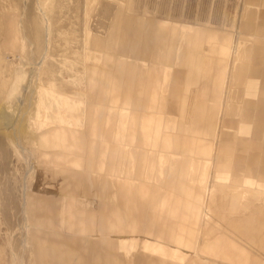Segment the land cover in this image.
<instances>
[{
    "label": "rangeland",
    "instance_id": "1",
    "mask_svg": "<svg viewBox=\"0 0 264 264\" xmlns=\"http://www.w3.org/2000/svg\"><path fill=\"white\" fill-rule=\"evenodd\" d=\"M245 11L244 0H0V264H233L228 262L226 256H222V250L227 251L229 244L236 245L238 250L230 260L235 259L237 264H264V178H260L264 175V134L261 135L264 126L257 128L251 123L248 124L251 125L246 130V134L251 130L250 137H247L249 139H236L233 142L232 156L241 155V163L236 162V157H230V170L221 171L214 160L221 153L227 155L222 146V134H231L232 131L235 133V130L221 126L229 93L234 96L242 91L244 97L246 95L254 98L256 102H259L258 98H264L262 65L249 64L245 71L237 69L244 78L239 92L237 87L232 88L223 83L229 64L227 54L233 40L237 43L239 40V43L246 40L250 50L262 43L264 49V38L256 35V32H243L246 24ZM158 27L166 30L167 34H157ZM213 33L218 35V42L214 40L211 45L208 40ZM189 34H195V39L190 41L194 43L188 48L185 40ZM157 36L161 38L163 45L166 42L168 45L172 38L175 46L171 56L172 63H169L170 56L166 62L165 50L162 51L165 54L157 52L151 55L150 48L157 46ZM199 36L202 41L197 39ZM137 45L138 50L139 47L142 49V55L135 50ZM217 45L220 46V53L216 49H210ZM209 59L214 62L215 72H219L221 76L218 94L211 98H202L199 91L198 98H193L194 94L190 93L188 98H180L178 103L180 105L182 101L183 108L186 100L188 124L193 113V133L198 128L201 130L204 125L200 119L194 118L198 106L202 108L203 105H208L213 108L214 113L211 123L213 130H210L208 136L192 138L189 145L185 143L191 148L194 139L198 140L200 151L208 156L211 152L212 159V163L209 162L206 167L207 181L200 184V190L204 191L198 203V207L202 209V220L192 251L181 252L149 243L147 230L137 231V226L131 223L132 218L129 217L133 212L135 189L116 179L108 180L106 176H91L93 211H99V206L104 202L100 193L95 190V186L103 182L105 196L108 195L109 188L120 194L119 202L112 201L111 206L107 205L108 210L105 213L119 212L121 225L116 226L115 218L111 217L114 223L105 232L101 222L93 219V232L87 237L80 233V225L74 227L76 225L70 222L59 226L57 224L53 233L57 245L43 242L42 250H49L48 253L56 254L58 259L54 260L52 256L39 258L33 239H36V234L39 236V231L48 234L53 230L39 229L26 205L42 194L49 198L56 197L59 200L56 207L62 208L66 205L69 199L66 196L71 190L68 182H63L64 177L53 176L55 169L50 173V166L45 167L48 160L45 156H52L49 154L53 152L51 146H45L46 141L52 144L55 138L54 143L58 142V138H61V142L70 139L67 129L71 124L62 117L61 112H70L73 103L63 100L62 96L73 99L81 109L101 112L104 126L108 117V104L118 107L121 98L107 100L105 105L96 107L94 98L92 100L88 97V89L94 90L93 94L104 97L110 81V86L116 83L115 75L117 78L121 77L119 86L122 87L123 98H126L122 108L125 112L118 111L120 125L118 132L114 130V139L121 141L120 133L123 131V124L127 122V107L130 105L127 99L131 92L139 85L140 90L137 92L142 94L141 88L148 81V77L157 76L159 80L162 73L169 72L167 67L165 69L162 65H156V62H164L175 69L173 75L164 74L162 78L168 82L171 96H176L179 85L185 91L191 85H196L198 77L192 73V69L197 68V61ZM232 60L234 63L236 55ZM251 70L257 72L253 80L250 78ZM100 74L104 76H99ZM99 81L103 82L105 91L97 89ZM206 82L204 79V85H207ZM149 84L153 87L155 85L153 80ZM162 84L163 82L155 86L160 97L164 94ZM217 89L216 86L214 91ZM148 99L152 106L148 108L150 110L154 108L155 98ZM164 100L166 102V98ZM55 101L57 104L53 105ZM139 109L142 110V106ZM41 112L45 120L43 122L39 121ZM179 112L183 117L182 110ZM171 118V112L166 109L163 119L167 121ZM120 119H124V122ZM173 121L179 122L178 118ZM142 123L140 122L141 126ZM109 124L113 125L111 121ZM48 125H54L56 129L39 135V130ZM88 126L84 125L82 128L89 130ZM216 128L218 131L214 133ZM80 133L81 137L84 135L81 140L84 146L88 144V139L95 141L85 136L88 132ZM156 133L157 128L153 133L155 138ZM242 136L241 138L244 137ZM176 138L181 140L180 136ZM73 139L76 141L75 136ZM208 140L212 143L211 151L202 146ZM150 142L155 145L157 140L151 139ZM158 150L161 155L167 154L176 160L183 157L190 160V167L184 171L189 169L191 174L182 182L199 181L205 156L192 155L182 150L180 153ZM55 152L58 155L61 153L60 150ZM99 152L107 155L99 164L111 175L109 168L116 164L114 159L118 146H103ZM123 156L125 166H133L136 152L129 149ZM142 158L144 161L148 160L147 152L142 154ZM88 159L91 161L88 172L90 175L94 158L87 157L85 165ZM95 166H99L98 160ZM57 168L63 171L67 167L61 163ZM236 168L239 171L240 168L248 171L247 175L242 173L239 177L243 180L240 183H234L232 171ZM71 170L78 172L79 169ZM113 175L118 180L127 181L135 188L143 190V194H138L143 196L140 198L141 204L153 200L147 197V191H171L168 186L170 179L158 174L151 181L138 176L124 178L122 175ZM180 177L182 176H178ZM81 189L77 190L79 194ZM111 227L114 228L111 230ZM64 239L88 240L91 245L88 248L84 247L83 242L80 246L77 243H67ZM216 246L221 250L219 258L212 256V249ZM60 250L64 251L58 253ZM66 250L72 251L71 254ZM77 251L80 256L75 254Z\"/></svg>",
    "mask_w": 264,
    "mask_h": 264
},
{
    "label": "crops",
    "instance_id": "2",
    "mask_svg": "<svg viewBox=\"0 0 264 264\" xmlns=\"http://www.w3.org/2000/svg\"><path fill=\"white\" fill-rule=\"evenodd\" d=\"M244 9L246 10L245 11L246 14H244L245 15L244 20L246 24L243 26V32H247V33L256 32V35H259V37L264 38V28H263L264 25L261 24L264 23V0H244ZM166 32L167 31L163 30L161 27H158L157 29V34L162 33L163 35H165L167 34ZM160 39H161L160 37L156 38L157 46H155V48L151 47L150 53L151 55L152 53L156 54L157 52L158 54H165L162 52L165 50L166 62L168 61V56H170L169 63H172L171 56L173 53V49L175 48L172 38L171 41L168 43V45L167 42L166 44L163 45ZM193 39H195V34H189L187 40H185V45L188 48L189 45L194 43V42L190 43V41H193ZM197 39L202 41L201 36L197 37ZM214 40H217L218 42V35H216V33L212 34V36L208 40L209 41L208 43L211 44L212 42L213 44ZM243 42L244 43L242 49L240 50L237 48L240 51H237L236 49L235 53L229 52L230 54L229 53L227 54L228 55L227 58L229 59V64L227 65V74L225 78L226 80L224 79L225 81L223 82L225 83V85L229 87L230 86L232 88L237 87L238 92L240 90V87L243 86V82H244L243 74L238 73V70L241 71L247 70L246 66L249 64L255 66L262 65V67L264 66V58H263L264 52H262V50L264 49H262V43L258 44L254 49L250 50L248 46L249 42H246V40ZM158 45L160 46L158 47ZM136 49L137 51H139V55H142V49L139 47L138 50V45L137 47H135V50ZM210 49H214V50L216 49V51L220 53L219 45L211 46ZM235 55H236V60L233 63V60L231 61V58L233 59ZM197 62H198L196 63L197 68L195 70L192 69V73H194L196 77H198V80L196 81V85H191L187 91L183 89L184 87H181V85H179L176 96H171L169 84L167 81H165L162 78L164 74H169V76L173 75L175 69H173V67H170L169 65H165L166 63L164 62H159V63L156 62V65H162V67H165V69L167 67L169 72L166 71L165 73H162L161 78L159 80L157 79V76H155V78L148 77V81L145 82V84L141 88L142 94L139 95V93L137 92L138 90H140L139 85H136L137 89L134 88V91L131 92V95L127 99L130 103V105L127 107V117H126L127 122L126 124L125 123L123 124V131L121 132L122 129L119 130V133L121 132L120 135L122 137L121 141L114 139L115 138L114 130L116 129L118 132V125H120V122L118 124V116H119L118 111H122V108L124 107L123 103L126 100V98H123L124 93L122 91V87L119 86L121 77L117 78V75H115L114 79H116V83L114 84V86H110L112 84V82L110 81V83L108 84L109 88L107 94L104 97L101 96L99 97L98 95L93 94L94 90L91 91L88 89L87 92L88 97L92 98V100L94 98V105L96 107L105 105V102L107 100H114L117 98H121L120 106L118 107H116L115 105L108 104V108H107L108 117L106 119V123H104V126H102L103 119L101 112H95V111L90 112V110L86 108L81 109L80 105H78L75 101H73V99L62 96L63 100H67L73 103V109L70 112L66 110L61 112L62 117L64 119L65 118L68 119V122H70L68 124H71V126H69L67 129L69 130L70 139L61 142V138H58V142L55 143L54 141L56 138L53 139V143L50 144L53 152L49 154L52 156H48V155L45 156L48 157L45 167L50 166L49 169L50 173H52V170L54 169L61 171V169L57 168V166L58 164L61 165L62 163L67 167L66 168L67 170L66 169L63 170L64 173L66 174V177L70 175L78 176L80 175L79 174L80 172H85L84 171L85 166H87V172H89V170L91 169L90 159H88L87 165H85L87 157L90 158L91 156V158H94V162L92 163L93 167L90 172V175L88 173V177L90 180V201H89L90 219H88L87 221L88 222L87 237L92 235L93 219H96L99 222H101L103 230L105 232L108 230V226H110L111 223H114L112 222L111 217L115 218L116 226L121 225V223H119L121 222L119 212L117 213L112 212V214H110V212L109 214L105 213L108 210L107 205L111 206L112 201L116 200V202H119L118 199L120 198V194L115 193L113 189L109 188L108 195L105 196L106 190H105V185H103V182L98 183L95 186V190L98 193H100L104 202L101 204V206H99L100 209L99 211H95V212L93 211V205L91 202L93 181L91 176L94 178L107 177L108 180L116 179L117 181L121 182V184L123 183H124L123 185H125V183L129 184L135 189V193L133 197V206H132L133 212L132 215H130L129 217L132 218L131 223L137 226V228L135 226L137 231L143 229L147 230L148 233L146 235L149 237L150 240L149 243H155L161 246L171 247L173 250L181 251V252L183 251L187 253L191 252L192 249L194 248L196 244L195 242L196 236L198 235V230L199 227L201 226V220H202L201 219L202 209L201 207H198V203L201 193H203L204 191L200 190V184L205 183V180L207 181V179H205L206 167H208L209 162L212 163L211 162L212 159H211V152L210 155L208 156L200 151V142H197L198 140L194 139V142L191 144V148L188 145L189 142L193 140L192 138H196V137L204 138L208 136L210 130L212 129L211 123L214 117V113H213V108L208 105L207 106L203 105L202 108L198 106L194 118L195 120L200 119V121H202V123L205 126L202 125L201 130H199L198 128L199 126H198L197 127L198 129L195 130L194 132L195 135H194V133L192 132L193 113L191 114L190 124H188L186 122V119L188 118L186 100L183 108H182L183 102L181 101L180 105L178 103L181 100L180 98H188V94L190 93L194 94L193 98H198L199 91H201L202 98H211L216 94H218L219 92L218 90L221 88L220 87L221 76L219 72H215L216 67L214 65V62L211 59L203 62H199V61ZM229 69L231 70V72H228ZM205 75L206 77L204 78ZM99 76H104V74L103 75L100 74ZM111 76L112 75L110 73V77ZM256 76H257V72L251 70L250 71L251 80H253ZM137 78H139V76ZM204 79L207 81L206 82L207 85H204ZM152 80H153V84L155 83L154 87L152 84H149L150 82H152ZM161 82H163L162 84L163 93H164L163 97H160V94L159 92H157L155 87L157 84ZM88 85H89V80L87 86ZM216 86L218 89L217 91H214V88ZM98 88H100V91H105V86L103 82L99 81V87L97 85V89ZM241 93L242 91L234 96H231V94L229 93L228 98H226V108H224V115H222L223 123L221 126L229 130H235V133L234 131H232L231 134H226V133L224 135L222 134V138H223L222 146L227 155L221 153L218 155L219 158L214 159L218 163V170L221 171H227L230 170L231 168L230 157L231 158L234 157L232 156L233 152L231 151L233 149V142L236 141V139H240V140L249 139L247 137L248 135L250 137L251 130L249 134H246V130L248 127L251 128V125L248 124L251 123L252 125H254V127L257 128L264 126V98H258L259 102H256L254 98H248L246 95L244 97L243 94ZM151 97L155 98L153 102L154 108L149 110L148 108L149 107L152 108V106H150L148 98ZM165 98H166V102L164 100ZM161 102L163 103L160 105ZM55 104H57V101H55L54 105ZM140 106H142V110L139 109ZM166 109L169 112H171V115L173 116V118L167 121L163 119V115L166 112ZM180 110H182L183 117L180 115L179 112ZM193 110L194 108L192 109V112ZM76 113H78L79 115H77ZM175 118H178L179 122H175V121L172 122V120ZM121 120H123L124 122V119H120V121ZM39 121L40 122L45 121L43 118V112L39 114ZM110 121L111 124L113 123V125L109 124ZM140 122H143L142 126L140 125ZM245 123H247V125L243 126L242 124ZM84 125H89L88 127H90V129L86 130L82 128L84 127ZM97 125L100 126L97 127ZM156 128H157V133L155 138L153 133L154 130H156ZM53 129H56L54 125L53 126L48 125L45 128H41L39 130V135L45 133L48 134ZM216 129L214 130V133L218 131V129L217 130ZM61 131L59 132V134H61ZM80 132L83 133L85 132V134L88 132L85 136H87L88 138H93L95 139V141L88 139L89 140L88 144L84 146V144H81V140L84 135L81 137ZM105 133L107 135H105ZM262 134H264L263 131H261V135ZM73 136L76 137V141H74ZM176 136L177 137L180 136L181 140H177L178 138H176ZM241 136L243 138H241ZM151 139L157 140V143L153 145L150 142ZM185 143H188V145L186 146ZM112 145L118 146L119 154L117 153L114 159L116 160V164L110 166L109 168V172H111V175H109L108 170H106L104 167L100 166L99 164L100 161H104L107 158V155L101 154L99 150L103 146H112ZM202 146L208 148L211 151L212 143L211 141L208 140L207 142H203ZM74 149H77V151L74 152ZM129 149L136 152V159H134L133 161V166H125V162H124L123 155L127 151H129ZM158 149H161L165 152L176 151L179 153L182 150V151H188V153L192 155L202 154L203 156H205L206 159H204V161L202 162V168H201L202 171L200 172L199 181H195L194 183H189V182L183 183L182 181L185 180L187 176L191 174L189 169L188 171H184V169L190 167L191 161L187 160L184 157L181 160H176L173 159L172 156L170 155L167 154L161 155L160 152H158L159 151ZM56 150L61 151L60 155H58L55 152ZM144 152H147L148 155V160L146 161H144L142 158V154ZM235 157H236V162L238 163L242 162L241 155H237ZM52 158H57L56 160L57 163L52 162L53 161ZM97 160L99 166L96 167L95 165ZM70 168L73 170L79 169L78 170L79 173L73 172ZM247 172L248 171L246 169H242V168H240V171L238 170V168L234 169L232 171L235 179L234 183H240V181H243L239 177L243 174L247 175ZM113 174L122 175L124 178L127 177L135 178L136 176H138L139 178H147L149 181L152 180L153 176L155 178L156 174H158L159 176H163V178L168 177L170 179V181L168 182V186L169 188H171V191H167V192L147 191L146 192L147 197L153 200L150 201L148 200L147 202L145 201L146 203L143 202L141 204L140 198H143V196L142 195L138 196V194H143V190H140L139 188H135L133 184L127 181L124 182L123 180H118V177H116ZM172 175L174 176V178ZM180 175L182 177L178 178V176ZM53 176H61V175H53ZM260 178L263 179L264 175L260 176ZM172 180H177V181H172ZM206 188H208V186ZM107 199H109L108 202ZM191 200H195V201H191ZM96 215H100V216L98 217ZM145 219H147V221H145ZM74 224L76 225L74 227L80 225V230H81L80 233L83 234L82 230L85 227L84 222L81 223L79 219H77V222H74ZM45 228L47 229V227H43V226L40 227V229H45ZM113 228L111 227L110 229L112 230ZM48 236H52V237H48ZM54 236L55 234H52L50 232L48 234L43 233L42 237H40L41 244L43 242L45 243L47 242L48 245H50V243L57 245V242H55V239H53ZM65 241H67V243L70 244L77 243L76 245L80 244V246H82L84 243L85 245L84 247H88V248L91 245L90 241L88 240L84 241L81 239H77V240L66 239ZM47 251L49 252V250ZM66 251L72 252L70 250H66ZM237 252L238 250L236 249V245L229 244L227 251L222 250V256H226V258L229 259L228 262L237 264L235 259L230 260V258H232L233 255L237 254ZM212 253L214 254V255L212 254L213 257L219 258L221 250L218 246H216L215 248L213 247ZM75 254H78L77 256H80L79 251H77Z\"/></svg>",
    "mask_w": 264,
    "mask_h": 264
},
{
    "label": "bare ground",
    "instance_id": "3",
    "mask_svg": "<svg viewBox=\"0 0 264 264\" xmlns=\"http://www.w3.org/2000/svg\"><path fill=\"white\" fill-rule=\"evenodd\" d=\"M234 41V40H233ZM239 43V42H238ZM231 42L230 44V53H235L236 49H242L243 43ZM237 51H240L238 50ZM229 53V54H230ZM237 53V52H236ZM230 57V56H229ZM226 80V79H225ZM47 98V97H46ZM54 105V104H53ZM56 105V104H55ZM46 145L50 146V142L46 141ZM42 149V148H41ZM57 158H53V162H56ZM87 165V164H86ZM44 167L43 165H41ZM33 168V167H32ZM85 172H80L78 176L70 175L66 177V174L64 171H59L55 169V174L54 175H61L64 177L63 182H68L67 185L68 187H71V190L67 193V196L69 199H67L66 205L63 206L62 208L56 207L57 203L59 200H57L56 197L52 196L51 198L46 197L45 195L39 194V197L31 201V203H28L27 209L29 214H31L34 222L37 223L39 229L40 227H45L47 226V229L53 230V232L49 231L50 233H55L57 224H63L64 222H70L73 223L77 222V219L81 223L84 222L85 227L82 230L83 235H88V219L89 217V208H90V180L88 177V172H87V166L84 167ZM79 188H82L81 193L79 194L77 190ZM42 189V188H41ZM61 199V198H59ZM68 203V204H67ZM78 210V212H77ZM39 214L38 217H36ZM39 220H37V219ZM45 225V226H44ZM43 233L39 231V236L36 234L35 238L33 239L35 244L37 245V250L39 253L38 257L41 258L43 256H52L55 260L58 259L56 254H49L48 252H45L43 249V243L41 244L40 237H42ZM65 241V240H64ZM35 245V246H36ZM55 247V246H54ZM44 251V253H42ZM60 250L58 253H61ZM42 253V254H40ZM71 252L69 253V255ZM46 259V258H45ZM41 260V259H40Z\"/></svg>",
    "mask_w": 264,
    "mask_h": 264
}]
</instances>
